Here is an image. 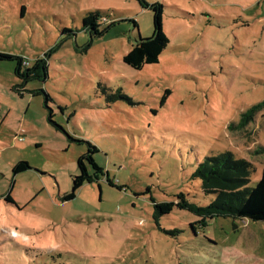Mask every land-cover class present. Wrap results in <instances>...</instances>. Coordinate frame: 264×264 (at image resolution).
Masks as SVG:
<instances>
[{
  "label": "rangeland",
  "instance_id": "rangeland-1",
  "mask_svg": "<svg viewBox=\"0 0 264 264\" xmlns=\"http://www.w3.org/2000/svg\"><path fill=\"white\" fill-rule=\"evenodd\" d=\"M144 1L163 6L169 43L137 70L124 55L154 30L139 0H0V52L48 67L25 82L0 61V264H264V221L154 217L180 192L215 198L192 177L208 155L230 151L254 164L249 186L261 178L264 107L239 124L264 101V0ZM96 11L99 33L83 26ZM90 145L116 185L64 200Z\"/></svg>",
  "mask_w": 264,
  "mask_h": 264
},
{
  "label": "trees",
  "instance_id": "trees-1",
  "mask_svg": "<svg viewBox=\"0 0 264 264\" xmlns=\"http://www.w3.org/2000/svg\"><path fill=\"white\" fill-rule=\"evenodd\" d=\"M139 1L142 8L153 10L154 30L150 37H141L136 41L130 51L124 55V63L137 70L143 69L146 65L158 63L169 43V38L162 28L163 6L160 3L148 4L144 0ZM105 23H107V16L100 11L90 13L83 20L84 29L92 30L94 33H99L97 27L99 24ZM2 60H16V73L24 77L25 82L32 79L44 80L48 77V67L43 60L38 59L34 65L29 66L30 62L26 58L0 52V61ZM263 107L264 101L250 107L242 114L239 126H244L254 120L255 114ZM98 151V147L90 145L88 153L78 158L80 172L73 176L72 192L66 194L64 200L72 199L75 192L85 183L99 181L102 177H106L110 185H116L110 179L109 173L95 160L94 154ZM259 152L264 154V145L260 146ZM26 167L28 165L21 162L13 171L16 174ZM253 171L254 164L252 162L243 158L238 159L230 151L208 155L197 164L192 177L200 179L203 192L214 195L215 198L208 204L201 205L180 192L173 202L154 201V217L158 220L160 215L168 214L178 207L199 218L192 223L194 230L196 225L204 226L208 219L216 217L264 221V167L262 176L256 185L249 186Z\"/></svg>",
  "mask_w": 264,
  "mask_h": 264
}]
</instances>
